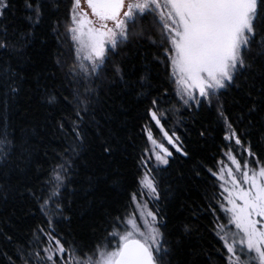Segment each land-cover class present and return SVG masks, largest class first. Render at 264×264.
Returning a JSON list of instances; mask_svg holds the SVG:
<instances>
[{
    "label": "snow or ice",
    "instance_id": "snow-or-ice-1",
    "mask_svg": "<svg viewBox=\"0 0 264 264\" xmlns=\"http://www.w3.org/2000/svg\"><path fill=\"white\" fill-rule=\"evenodd\" d=\"M14 7L12 0H0V19ZM21 7L22 27L11 31L7 25L0 27V55L15 57L22 69L26 50L37 40L52 47L56 71L46 73V78L50 75L53 83L37 79V87L49 107L70 109L55 125L70 142L51 158L46 151L48 167L37 166L36 184L21 186L20 196L27 197L29 213H38L40 222L26 241L0 252V264H195V248L186 251L190 259L185 261L177 258V251L185 239L198 235V225L184 220L169 228L160 171L170 165L173 152L149 127L144 132L151 148L143 149L135 160L137 190L131 199L138 217L102 214L104 230L112 229L105 237L115 241L112 250L100 244L90 248L61 227L72 223L66 213L79 189L70 185L78 175L76 158L89 130L101 139L105 154L115 151L102 136L99 118L106 102L101 93L112 86L138 90L141 102H147L150 123L183 158L190 154L182 136L175 128H165L169 113L183 117L203 110L213 115L215 127L202 125L199 136L207 139L223 132L219 168L206 169L219 182L222 199L214 193L203 211L213 218L212 231L223 242L226 264H264V0H67V4L22 0ZM46 16L47 34L38 36ZM66 43L70 62L62 58L66 53L61 46ZM151 48L159 50L151 53ZM137 55L143 72L133 62ZM160 64L165 79L153 83L149 65ZM57 71L62 74L59 88ZM25 79L10 64L0 65V160L5 163L16 149L7 113ZM26 145L27 141L21 145V157L30 164L33 150ZM193 171L200 177L203 165L197 164ZM184 204L198 220L199 206ZM219 213L226 223L220 222L224 217ZM100 226L89 225L93 232ZM0 236L14 244L13 236L3 232Z\"/></svg>",
    "mask_w": 264,
    "mask_h": 264
},
{
    "label": "trees",
    "instance_id": "trees-1",
    "mask_svg": "<svg viewBox=\"0 0 264 264\" xmlns=\"http://www.w3.org/2000/svg\"><path fill=\"white\" fill-rule=\"evenodd\" d=\"M12 3L15 7L5 12L4 18L0 19V27L7 25L9 31L22 27L24 23L22 0H12ZM64 3L67 4V0H64ZM59 14L61 16L65 14L64 7ZM47 23L46 16L44 24L37 29L38 36L47 34ZM61 49L66 53L62 58L69 59L70 62V57L67 56L68 44L62 45ZM158 50L149 49L151 53ZM52 51L51 46H42L37 40L26 50L27 59L23 62L22 69L15 57L0 55V65L10 64L13 71H21L26 77L19 94L10 102L7 113L9 131L15 132L16 149L9 162L0 160V232L14 238V244H8L0 236V252L14 249L15 246L26 241L31 235V229L40 222L38 213L35 215L29 213L30 202L27 197L20 196L21 186L24 183L36 184L37 166L42 169L48 167L44 158L46 151L51 158L55 153L63 151L70 142L66 141L64 135L55 128L58 118L67 114L70 109L63 106L49 107L42 99V88L37 87V79L41 84L53 83L50 75L46 78V73L56 71L54 68L56 57L52 55ZM133 62L137 64L138 70L143 72L139 55L133 57ZM149 68L154 77L153 83L165 79L163 64L149 65ZM61 79L62 74L57 71L55 82L57 88ZM169 88L173 86L169 85ZM137 91L122 89L120 86H112L111 90L108 87L104 88L101 95L106 102L99 114L103 125L102 136L114 146L115 151L111 155L105 154L101 139L95 135L94 130L90 129L89 137L76 158L78 175L75 183L70 187H75L79 191L74 198L71 211L66 213L72 217V223L61 227L90 248L111 242L110 239L105 240L112 229L104 230L105 226L102 225L104 212L125 219L132 213L134 202L131 196L137 190L135 160L143 149L149 148L144 128H151L155 138L160 134L159 128L154 122L150 123L146 116L147 102H141L142 98L137 95ZM171 98L175 99L174 92ZM169 115L171 119L167 121L165 128L169 131L174 128L177 130L182 136L190 158H183L178 153H174L170 158V165L161 168V188L163 196L166 197L162 201V206L168 214L170 229L184 220L198 225V235L193 234L183 241L177 251V258L181 261L190 259L185 253L189 248H195L197 251L194 257L195 264H226V257L222 255L226 251L223 249V242L218 241L212 231L213 218L203 211L214 193L221 198L219 182L214 177H210L206 169L219 168L218 161L223 158L221 153L223 132L216 131L207 139L199 136L202 125L215 127L213 115L203 110L198 115L190 113H185L183 117L172 113ZM106 116L110 118L106 119ZM25 141H27L26 146L33 150L30 164L25 163L21 157V145ZM197 164L203 165L204 168L200 177H195L193 171ZM21 169L24 171L22 172ZM40 178L43 179L42 176ZM182 202H195V205L199 206L198 220H194L187 204L182 206ZM149 205L151 208L156 206L152 203ZM219 215L222 217V213ZM93 223L101 225L95 232L89 227ZM177 232L178 228L173 231V236Z\"/></svg>",
    "mask_w": 264,
    "mask_h": 264
},
{
    "label": "rangeland",
    "instance_id": "rangeland-1",
    "mask_svg": "<svg viewBox=\"0 0 264 264\" xmlns=\"http://www.w3.org/2000/svg\"><path fill=\"white\" fill-rule=\"evenodd\" d=\"M160 130V129H159ZM157 139V141L159 142V143H162L165 147H167L170 151H172L173 152V154L174 153H176L175 152V149L171 146V145H169L168 143H167V140L164 138V136H163V133L160 131V134H159V137L158 138H156ZM151 148V144H150V142H149V149ZM153 163H154V161H153ZM225 163H228V161L227 160H225ZM162 167H164V166H161V168ZM220 196H221V193H220ZM221 199H222V197H221ZM141 203H144L145 201H144V199H141V201H140ZM149 203H151V202H148V206L150 207V205H149ZM136 204L134 203V207H133V210H132V213L130 214V215H128L127 217H126V219L129 217V216H133V215H135V216H137L138 217V215H139V213L138 212H135L134 210L136 209ZM151 208V207H150ZM222 217H224V214L222 213ZM227 222V218L226 217H224V219L222 220V223H226ZM109 247H108V250L110 251V250H112V247H114V245H115V241H111L110 243H108L107 244Z\"/></svg>",
    "mask_w": 264,
    "mask_h": 264
}]
</instances>
